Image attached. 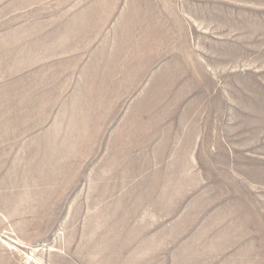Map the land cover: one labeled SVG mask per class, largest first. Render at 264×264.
Returning a JSON list of instances; mask_svg holds the SVG:
<instances>
[{"label":"rangeland","instance_id":"1","mask_svg":"<svg viewBox=\"0 0 264 264\" xmlns=\"http://www.w3.org/2000/svg\"><path fill=\"white\" fill-rule=\"evenodd\" d=\"M212 1L0 0V264H264V15Z\"/></svg>","mask_w":264,"mask_h":264},{"label":"crops","instance_id":"2","mask_svg":"<svg viewBox=\"0 0 264 264\" xmlns=\"http://www.w3.org/2000/svg\"><path fill=\"white\" fill-rule=\"evenodd\" d=\"M216 1L221 6V8L216 7V5H215V4H217V3H215ZM229 1L234 2L235 4H232L231 6H228V4L224 3V2H229ZM229 1L228 0H214V2L212 1V4H210V2H209V5H208L209 9L207 8V10L212 14L215 11H218L220 9L219 12L220 13L223 12L222 13V17L229 18L231 16V13H230L231 11L229 9L235 8V9H240V10H237V11H241L239 13H241L242 17H244V10H246L245 16L248 17L249 16L248 9H252L251 7H249V3L252 2V4H251L252 7H256L258 9L257 10L258 11V15H264V0H256L255 2L253 0L252 1H249V0H235V1L229 0ZM202 4L204 5L205 3L201 2V3H199V6L202 7ZM161 5H162V7H165V9L167 11L166 13H168L169 12V9H168L169 7H167V5H164V3L162 1H161ZM170 9L172 10V13L175 14L177 17L183 16V18L185 17V19H186V16H187V15L185 16V12L186 11L184 12V10L182 9V5H181V8H180L179 5L171 4V8ZM216 32H217V34H221V35H229L231 33L228 30H224V31L221 30L220 32L219 31H216ZM263 96H264V94H263ZM259 113H260V117H261V113H262V116L264 118V111H259ZM263 121H264V119H263ZM262 158H264V156Z\"/></svg>","mask_w":264,"mask_h":264}]
</instances>
